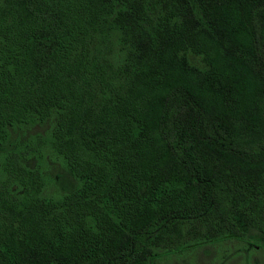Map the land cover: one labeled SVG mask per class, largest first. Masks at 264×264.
I'll return each instance as SVG.
<instances>
[{
  "label": "trees",
  "instance_id": "16d2710c",
  "mask_svg": "<svg viewBox=\"0 0 264 264\" xmlns=\"http://www.w3.org/2000/svg\"><path fill=\"white\" fill-rule=\"evenodd\" d=\"M0 155V264L264 247V0H0Z\"/></svg>",
  "mask_w": 264,
  "mask_h": 264
},
{
  "label": "rangeland",
  "instance_id": "374dc122",
  "mask_svg": "<svg viewBox=\"0 0 264 264\" xmlns=\"http://www.w3.org/2000/svg\"><path fill=\"white\" fill-rule=\"evenodd\" d=\"M52 122L49 119L16 127L12 131L15 145L20 146L32 135H46ZM41 154L42 157L39 160L31 156L30 162L39 163L47 192H60L76 185V178L61 156L46 145ZM1 158L2 155H0V160ZM250 233L254 234L252 230ZM253 238L255 240L252 241L228 238L205 243L191 249L157 256L153 264H264V247L258 243L260 239L257 236Z\"/></svg>",
  "mask_w": 264,
  "mask_h": 264
}]
</instances>
